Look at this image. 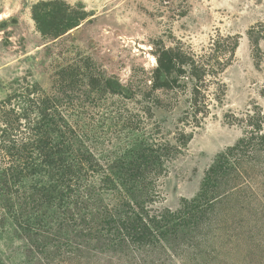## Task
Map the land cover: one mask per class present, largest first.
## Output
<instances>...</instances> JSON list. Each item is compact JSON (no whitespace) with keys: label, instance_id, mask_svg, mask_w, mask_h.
Instances as JSON below:
<instances>
[{"label":"rangeland","instance_id":"1","mask_svg":"<svg viewBox=\"0 0 264 264\" xmlns=\"http://www.w3.org/2000/svg\"><path fill=\"white\" fill-rule=\"evenodd\" d=\"M53 2L61 4L47 6ZM36 7L84 19L55 39L38 27ZM235 41L229 65L202 88L200 113L193 108L192 80L151 89L157 56L174 52L215 68ZM71 67L83 83L65 78L73 98H79L65 109L103 165L143 138L180 147L150 205L152 211H178L183 200L197 196L221 153L256 134L251 117L256 123L262 116L264 133V0H0V104L34 83L42 93H58L62 69L78 73ZM90 73L97 80L94 89L82 76ZM109 82L121 92L112 93ZM239 171V189L215 206L203 235L192 230L175 257L158 258L156 264H264V148L250 151ZM53 243L63 249L53 264H80L71 254L81 242ZM24 249L11 225L0 227L3 264H29ZM146 250L144 262L132 250L128 263L150 264L156 253H164L152 246ZM79 255L81 264H126L114 255L94 254V248Z\"/></svg>","mask_w":264,"mask_h":264},{"label":"trees","instance_id":"2","mask_svg":"<svg viewBox=\"0 0 264 264\" xmlns=\"http://www.w3.org/2000/svg\"><path fill=\"white\" fill-rule=\"evenodd\" d=\"M40 7L46 8V4ZM34 18L40 30L55 39L78 27L84 19L78 14L72 18L63 15L58 8L51 11L39 7ZM237 47L238 41L226 47L224 60L215 68L201 65L192 56L164 52L157 56L151 89H173L183 80H192L193 108L200 113L203 86L209 77L217 79ZM255 47H259L258 40ZM71 68L78 73L62 69L64 78L57 85L58 93H42L39 84L34 83L23 92L15 90L0 104V227L14 228L25 246L29 264L57 262L63 249L54 240L81 242L79 252L71 254L80 264L85 262L79 253L92 248L94 254L114 255L126 264H130L127 255L132 250L140 257L138 262H144L146 249L151 246L155 253L159 249L164 253H156L150 264L164 256L175 257L177 250L190 242L191 231L203 235V223L211 220L215 206L239 189L244 158L250 151L264 148L262 116H256V123H252L255 117L250 118L257 129L255 135L240 139L217 157L195 198L183 200L175 212L152 211L150 205L156 202L158 183L180 147L143 138L103 165L88 145L87 136L70 122L65 109V103L74 105L79 100L73 98V86L65 84V78L70 83H83L78 69ZM82 76L94 89L97 80L93 73ZM106 88L114 94L121 92L111 82ZM196 122L199 124L198 119ZM94 264L110 263L99 260Z\"/></svg>","mask_w":264,"mask_h":264}]
</instances>
